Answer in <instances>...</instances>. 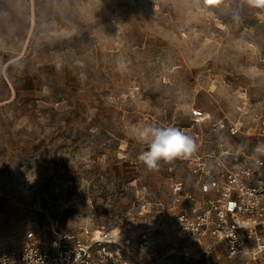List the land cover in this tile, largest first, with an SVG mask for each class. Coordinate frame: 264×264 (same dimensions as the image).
Segmentation results:
<instances>
[{"label": "rangeland", "instance_id": "obj_1", "mask_svg": "<svg viewBox=\"0 0 264 264\" xmlns=\"http://www.w3.org/2000/svg\"><path fill=\"white\" fill-rule=\"evenodd\" d=\"M258 112L264 10L245 0H0V251L120 230L132 246L149 236L151 264H264L222 245L184 256L172 226L195 155L264 178ZM146 124L180 128L196 150L149 171Z\"/></svg>", "mask_w": 264, "mask_h": 264}, {"label": "built area", "instance_id": "obj_2", "mask_svg": "<svg viewBox=\"0 0 264 264\" xmlns=\"http://www.w3.org/2000/svg\"><path fill=\"white\" fill-rule=\"evenodd\" d=\"M259 135L264 137V112L254 115ZM244 122L230 126L241 131ZM256 151H263L264 142ZM208 155H195L190 173L193 181H175L173 198L179 207L172 220L176 238L184 242V256L209 257L224 246L225 256L256 258L264 252V178L243 181L242 173L221 162L214 165ZM150 238L132 239L101 230V236L85 229L81 235L56 233L52 238L28 240L17 248L0 251V264H151L144 251ZM155 263L165 255L153 248ZM167 255V254H166Z\"/></svg>", "mask_w": 264, "mask_h": 264}, {"label": "clouds", "instance_id": "obj_3", "mask_svg": "<svg viewBox=\"0 0 264 264\" xmlns=\"http://www.w3.org/2000/svg\"><path fill=\"white\" fill-rule=\"evenodd\" d=\"M247 7L264 10V0H245ZM135 139L147 146L138 159L149 171L157 170L159 162L187 159L196 150L193 139L180 128L146 124L136 131Z\"/></svg>", "mask_w": 264, "mask_h": 264}, {"label": "snow or ice", "instance_id": "obj_4", "mask_svg": "<svg viewBox=\"0 0 264 264\" xmlns=\"http://www.w3.org/2000/svg\"><path fill=\"white\" fill-rule=\"evenodd\" d=\"M207 2H208L209 4H213V3L215 2V0H207Z\"/></svg>", "mask_w": 264, "mask_h": 264}, {"label": "bare ground", "instance_id": "obj_5", "mask_svg": "<svg viewBox=\"0 0 264 264\" xmlns=\"http://www.w3.org/2000/svg\"><path fill=\"white\" fill-rule=\"evenodd\" d=\"M97 237H99V236H97Z\"/></svg>", "mask_w": 264, "mask_h": 264}]
</instances>
